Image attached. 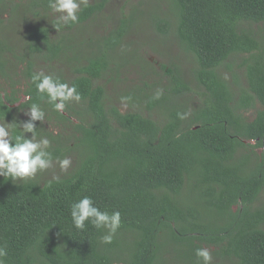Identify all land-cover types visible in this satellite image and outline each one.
I'll list each match as a JSON object with an SVG mask.
<instances>
[{"label": "trees", "instance_id": "obj_1", "mask_svg": "<svg viewBox=\"0 0 264 264\" xmlns=\"http://www.w3.org/2000/svg\"><path fill=\"white\" fill-rule=\"evenodd\" d=\"M23 1L27 0H20L21 5ZM107 2L81 5L78 22L59 28L55 39L51 36L54 21L29 27L25 39L30 56L54 62L73 29L98 16ZM172 2L177 9L176 40L193 56L194 79L202 89L201 104L190 115L171 106L156 120L138 111L122 113L107 104L98 81L111 63L108 51L125 34L123 28L98 54L74 68L71 79L52 74L76 87L81 101L72 103L79 104L80 111L69 102L58 113L46 95L41 98L31 79L38 73L32 60L26 65L24 91L31 101L20 102L14 91L0 93V121L19 122L16 114L31 103L40 104L48 119L63 123L78 119L72 125L71 141L37 131L38 137L50 140L53 161L75 152L76 163L67 174L43 181L0 177L4 264H166V253L177 246L188 247L190 264L203 262L195 254L202 246L214 248L211 264H217V257L235 264H264V205L254 207L264 190V154L258 157L251 150L264 151V42L243 26L264 22V0ZM27 4L35 18L52 13L48 0ZM155 29L166 34L170 23L160 19ZM6 50L0 39V68ZM239 54H248V59L243 62L246 90L240 87L237 94L218 69ZM171 78L163 93L143 96L148 111L189 92L180 78ZM257 104L255 117L246 119L245 112ZM178 113L186 114L185 118ZM240 149L251 151L237 157ZM187 181L197 192V205L185 204L180 197ZM85 196L101 211L121 213V227L112 243H102L103 230L90 223L84 230L74 227L70 206Z\"/></svg>", "mask_w": 264, "mask_h": 264}, {"label": "rangeland", "instance_id": "obj_2", "mask_svg": "<svg viewBox=\"0 0 264 264\" xmlns=\"http://www.w3.org/2000/svg\"><path fill=\"white\" fill-rule=\"evenodd\" d=\"M28 1H23L22 5L20 0L0 2V39L2 45L8 49L1 56L4 61L3 67L0 68L1 94L9 95L14 91L20 102L23 100L27 86L25 71L29 60L33 62L34 72H44L46 75L59 74L66 80L71 79L74 68L83 65L86 58L98 54L110 39L116 38L117 30L123 28L125 34L118 36L115 39L117 44L108 51L111 63L107 71L103 72V78L98 81L105 91L107 104L116 106L122 113L138 111L143 115L150 114L156 120H161L162 113H167L171 106L181 107L188 112L187 115H190L191 110L201 104L202 89L194 79L197 64L193 56L179 46L173 31L177 21V9L172 0H108L98 16L85 23V26L73 29L74 31L62 44L63 51L58 59L51 63L30 56L25 35L29 27L50 25L58 14L52 12L47 18H35L31 14ZM91 2L92 0H87V3ZM160 19L170 23V30L166 34L157 33L155 29V23L160 22ZM121 22L124 24L122 25ZM243 26L252 30L260 42H264V22L258 24L244 22ZM51 36L57 38L58 31L53 30ZM262 52L264 55V51ZM245 59H248V54L233 55L218 69L219 74L237 94L240 92V87L246 90L245 66H243ZM168 71L172 75L168 74ZM173 76L180 78L189 88V92L170 99L152 112L148 111L142 102L146 103V96H143L145 94L157 96V92L163 93L170 87ZM122 98L128 99L122 102ZM70 103L74 109H78L79 104ZM259 108L260 105L257 104L255 109L245 112L246 119L252 120ZM26 111L27 109L18 111L17 121L28 119L25 115ZM71 121L63 123L55 121L51 116L49 119L45 116L44 122L35 123L38 132L49 133L54 137L60 135L71 141L75 132L72 125L78 123V119L72 117ZM248 143L253 144V142ZM251 150L258 157L264 154L261 148ZM251 150L240 149L237 157ZM71 153L64 156L71 160L67 170H61L59 161L55 160L50 169L38 173L32 180H49L67 174L76 163L75 152ZM192 186V181H187L180 197L185 204L191 202L197 205V192L192 191ZM262 205H264V190L254 203V207ZM202 248L207 247L202 246ZM208 250L212 251L214 248ZM189 256L188 247L177 246L171 253L169 251L166 253V264H190ZM215 263L235 264L234 260L223 261L218 257L215 258Z\"/></svg>", "mask_w": 264, "mask_h": 264}, {"label": "clouds", "instance_id": "obj_3", "mask_svg": "<svg viewBox=\"0 0 264 264\" xmlns=\"http://www.w3.org/2000/svg\"><path fill=\"white\" fill-rule=\"evenodd\" d=\"M87 0H48L49 9L58 16L53 27L59 28L75 24L79 20L78 13L81 5H86ZM37 92L43 98L47 97L48 103L53 105V110L62 113L69 102L81 101V95L75 86H69L61 82L58 77L46 75L44 72L34 73L31 77ZM31 96H25L23 103L31 101ZM128 98H122V102ZM28 116L26 121L12 123L0 121V177H8L11 181H27L35 179L37 174L52 167L53 157L50 151V140L46 137H38L36 121H45V111L40 104L31 103L25 112ZM184 119L186 114H179ZM14 131L18 134L13 135ZM31 133L30 138H26ZM71 160L63 158L59 160L61 170H67ZM70 215L74 227L84 230L86 223H90L98 230H103L101 242L112 243L118 229L121 227V213L114 211L109 214L101 211L95 206L91 197L85 196L70 206ZM196 256L203 261V264H211L212 254L207 248H197ZM7 255L5 249L0 247V264H4V257Z\"/></svg>", "mask_w": 264, "mask_h": 264}]
</instances>
